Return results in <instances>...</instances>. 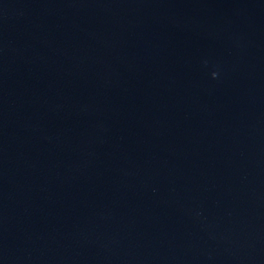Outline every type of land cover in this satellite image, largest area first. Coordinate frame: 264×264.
I'll list each match as a JSON object with an SVG mask.
<instances>
[{
	"label": "water",
	"instance_id": "obj_1",
	"mask_svg": "<svg viewBox=\"0 0 264 264\" xmlns=\"http://www.w3.org/2000/svg\"><path fill=\"white\" fill-rule=\"evenodd\" d=\"M0 264H264V0H0Z\"/></svg>",
	"mask_w": 264,
	"mask_h": 264
}]
</instances>
